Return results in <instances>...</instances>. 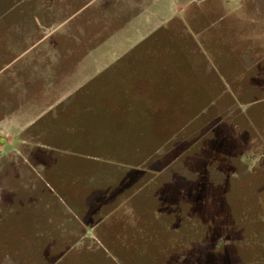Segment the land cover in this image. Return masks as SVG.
Segmentation results:
<instances>
[{
  "label": "rangeland",
  "instance_id": "1",
  "mask_svg": "<svg viewBox=\"0 0 264 264\" xmlns=\"http://www.w3.org/2000/svg\"><path fill=\"white\" fill-rule=\"evenodd\" d=\"M37 1L0 0V68L17 57L12 68L37 58L53 69L43 90L50 98L32 106L53 109L40 136L31 139L32 128L15 137L0 160V264H264V136L250 138L255 124L264 130V87L255 80L264 79V58L237 80L240 47L264 45V0H150L148 14L118 17L114 0H95L56 29L66 15H41L52 26L29 36L35 4L58 9L57 0ZM83 2L71 0L73 9ZM120 43L134 45L121 53ZM212 53L231 61L238 98L218 95L228 82L206 73ZM111 57L120 60L95 73L96 61ZM199 61L206 75L179 74ZM59 188H139L135 232L91 249L35 240L31 222L45 218L35 203L70 202ZM50 246L58 257L47 255Z\"/></svg>",
  "mask_w": 264,
  "mask_h": 264
},
{
  "label": "crops",
  "instance_id": "2",
  "mask_svg": "<svg viewBox=\"0 0 264 264\" xmlns=\"http://www.w3.org/2000/svg\"><path fill=\"white\" fill-rule=\"evenodd\" d=\"M83 1L84 2L82 5H80V7L73 9L71 0H63L60 4L59 0H57L58 5L56 7H58V9H56L55 12L54 10H50V7L47 5L43 7L40 6L39 3L38 6L37 4H35L33 10L35 26L33 27V29H31L28 34V30L26 29L27 25H25L24 17L22 19V23H24L22 24V32H24V34H28L29 36H34V34L40 32V30H47V28L51 27L52 25L48 23V20L45 19V22L42 21L41 15L43 17H48V19H52V17H55L57 15L59 16V14H61V16L66 15L64 19L58 22L54 29L58 28V26L62 24H65L66 21H69L68 23H70L71 19L75 17L76 14L82 8H84L87 4H90L95 0ZM85 1L88 3H85ZM149 1L150 0H114L116 7H120L115 16H125V14L129 13V10L135 9H138L137 12L139 15L148 14V10L145 11V9L149 8V5L147 3ZM178 9L181 10V8ZM121 29H123V27H119L118 31H120ZM44 34L47 35L48 33L46 32ZM44 37L45 36H40L34 44H37L38 42L42 41ZM144 37H146V35L140 38ZM133 45V43H120L118 50H120L121 53H124ZM20 47L27 48L26 45H21ZM204 48H207V46L205 45L203 49ZM199 49L201 50V47H199ZM240 51L242 57L239 63L240 65H242L241 67L243 71L242 73H240V75H238L237 80L241 81L244 78V76L242 77L243 74L245 75L249 73L254 67L259 66L260 60L264 58V45L261 44V42H255L254 44H251L249 42L245 43L243 47H240ZM221 55L222 57L219 56L220 58H218L213 53L211 54L212 61L215 66L212 65L210 68L211 72L209 71L208 73V71L206 70V73L214 74L218 78H220V75L223 76L228 83L222 84V88L219 89L218 95L220 94V97L228 95H230V97H233L236 96V93L234 91L235 88L232 85V82L235 81V78L232 74H230V70L233 66L231 61L228 58H225V56L227 57V55H225L224 53H222ZM16 58H14L11 62L7 63L6 65L0 68L1 71L9 66L8 69L11 70V74L7 75V77H5L0 83V89L2 90L0 93L1 95H3L1 96L3 97L2 102L4 105H8L9 102L10 105V107H8L6 110H0V160H2L3 157L6 156L4 154L5 152L3 153L4 148H6V146L8 145L13 144L15 137L21 136V138H23V134L25 135L27 133L26 135H28L29 130L34 128V131L31 132L29 136L31 139H37L40 136V132L38 129H36V127L38 128L39 122L45 116H48L53 112L51 105H45L43 109L42 107L38 106L39 102L41 101H38L40 98H42L44 95L46 96V98L50 96L48 95V93L43 94V90H50L49 88H47L50 87L49 84H47V78L53 73V69L46 67L42 63V61L37 58L27 60L21 65L12 68L14 65H10L13 64ZM111 58L112 59L107 60L105 62L102 61V59L96 61L98 64V68L95 73H103L104 71L108 70V68L112 67V65H114L116 61L120 60L117 57ZM199 59L200 61L202 60V58ZM166 60L167 58H159V61L162 62H165ZM200 61L190 63L192 67L191 71L181 70L179 74H184L188 72V74L192 73L193 76L201 75L202 77L203 74L206 75V73L201 72V67L203 63H200ZM86 62L87 60L85 59H82L81 61L83 66L86 65ZM134 62L139 61L131 60V62L128 61V63L126 64H134ZM38 72L42 73L39 74L40 76L43 75L44 77L46 76V78L39 77L37 74ZM255 80L256 82H259L257 89H261V87H264L263 78ZM45 81H47L46 87ZM229 82L231 83V85ZM245 87H248V85ZM230 89L232 90V92L234 91L233 96L230 94ZM239 96L241 95L239 94ZM26 98L30 99L27 100ZM27 101L31 103H27ZM34 102L38 103L34 106V108L36 109V113L33 112L32 107ZM28 113L32 114L31 119L28 122L21 123L18 119H23L24 116L27 117ZM14 131H17L18 133H16V135H13ZM23 140L26 141L25 138ZM52 189H49L50 192H52ZM59 190L63 194L67 195L66 199L70 201L67 207L62 205L64 206L62 208L59 205H55L52 200L49 201L48 199L47 201L40 202L38 200L39 203H35L36 206L39 207L37 209L35 208L36 211H38L39 214L41 213L43 216H45V218H36L34 222H31L33 226V237L35 240H50L52 242H64L74 240L81 242L80 247L82 245V248L84 247L83 243L89 241L92 242L91 245L85 246V248L91 249L94 244H100L111 240L117 241L123 234H133V232H135L136 220L132 219L133 217H135V206H133L132 201H134V195L135 193H137V191H139V188H59ZM10 191L11 190H4V192ZM89 192V196L95 194L96 197H94L93 199L87 197L86 194ZM26 193L28 194L29 192L26 191ZM93 203L97 204L93 205ZM15 206L16 205H12V209ZM100 209L105 210V213L102 216H97L96 212ZM41 210L44 211L41 212ZM123 210H128L129 212H132L130 213L131 216H129V219H125V217L123 216ZM73 212L77 213L74 215ZM132 236L133 235H130V237ZM33 237H31V239ZM61 246L63 248L70 247L69 245L66 246V244L63 245V243L61 244ZM73 249L76 250L77 248H75L74 246ZM49 250L50 253L47 255L52 257H58L55 256L57 252H54L53 255V246H50ZM60 255L63 256L65 254Z\"/></svg>",
  "mask_w": 264,
  "mask_h": 264
},
{
  "label": "trees",
  "instance_id": "3",
  "mask_svg": "<svg viewBox=\"0 0 264 264\" xmlns=\"http://www.w3.org/2000/svg\"><path fill=\"white\" fill-rule=\"evenodd\" d=\"M234 98H238L237 97V95L236 96H233V100H234ZM259 99H263L264 100V97H259ZM255 101H257V99L255 100ZM255 101H250V103H253V102H255ZM234 102V101H233ZM235 110H237V108H235ZM234 114H229L228 115V119L226 120V121H228V122H230L232 125H234L235 126V117L233 116ZM245 116L247 117V122L248 123H250V121H252V114H248V113H246L245 114ZM219 121H224V120H222V119H220ZM259 123V122H258ZM237 124V123H236ZM238 125V124H237ZM251 126V125H250ZM252 130H254L253 131V136H251L250 138H252V137H254L255 135H254V132H255V130H257L258 132H259V135H260V137L261 138H263V136H264V130L263 129H261L260 128V126H258V125H254L253 126V128L251 127V129H250V131H251V134H252ZM256 134V133H255ZM256 136H258V135H256ZM202 137V136H201ZM253 139V138H252ZM6 260H8L7 258H6ZM13 262V261H12ZM15 264H17L16 262H15ZM50 264V263H49Z\"/></svg>",
  "mask_w": 264,
  "mask_h": 264
}]
</instances>
